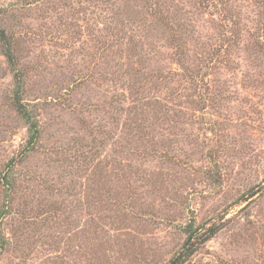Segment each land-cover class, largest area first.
Returning a JSON list of instances; mask_svg holds the SVG:
<instances>
[{
	"label": "rangeland",
	"instance_id": "1",
	"mask_svg": "<svg viewBox=\"0 0 264 264\" xmlns=\"http://www.w3.org/2000/svg\"><path fill=\"white\" fill-rule=\"evenodd\" d=\"M0 264H264V0H0ZM205 234V233H204Z\"/></svg>",
	"mask_w": 264,
	"mask_h": 264
},
{
	"label": "trees",
	"instance_id": "2",
	"mask_svg": "<svg viewBox=\"0 0 264 264\" xmlns=\"http://www.w3.org/2000/svg\"><path fill=\"white\" fill-rule=\"evenodd\" d=\"M11 37L7 35L4 29L0 28V44L2 48V52L4 57L6 58L10 68L14 70V78L17 83V88L14 91V104L16 107V111L20 115V117L24 120L25 124L28 127V147L34 145L35 140L38 136L37 130V122L34 116L27 110L26 106L21 102V91L19 88L20 78L19 72H17L16 68V58L13 50V43L11 42ZM197 227L193 229L191 226H187L185 231L187 236L182 244L181 250L178 251L176 256L171 260L170 264H184L187 259L193 255L199 245L203 244L204 242L208 241L210 237L214 234L212 232V228H208L205 230V234L202 233L200 235L196 234Z\"/></svg>",
	"mask_w": 264,
	"mask_h": 264
}]
</instances>
